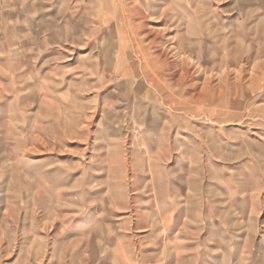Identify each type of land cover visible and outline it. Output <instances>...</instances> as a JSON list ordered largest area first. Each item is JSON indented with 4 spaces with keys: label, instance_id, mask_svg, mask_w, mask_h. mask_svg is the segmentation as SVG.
<instances>
[{
    "label": "rangeland",
    "instance_id": "obj_1",
    "mask_svg": "<svg viewBox=\"0 0 264 264\" xmlns=\"http://www.w3.org/2000/svg\"><path fill=\"white\" fill-rule=\"evenodd\" d=\"M222 238L264 263V0H0V264Z\"/></svg>",
    "mask_w": 264,
    "mask_h": 264
},
{
    "label": "crops",
    "instance_id": "obj_2",
    "mask_svg": "<svg viewBox=\"0 0 264 264\" xmlns=\"http://www.w3.org/2000/svg\"><path fill=\"white\" fill-rule=\"evenodd\" d=\"M223 210L224 211H221L220 209H216V211L212 213L210 209H208V212L205 213L204 216H208V218H210L212 222L215 221V223H217L218 225L219 223L224 224L225 217L229 220H237V219L241 220L244 218L241 216H246V214L244 213L240 216L234 212L227 211L226 209H223ZM197 216H203V215L199 214ZM247 216H253V215H247ZM153 217L154 216H145L142 222L145 223L146 225L147 223L151 221ZM159 219H161V221L165 225L164 231L166 232V236L168 238H170V236H173V233H172L173 229L170 223L173 219L172 215L169 214L165 217H160ZM217 228L218 227H216L215 229V234H217L218 236L220 232L223 233L224 230L223 229L221 230L219 228L217 229ZM222 233L220 235L224 237ZM222 239H223L222 241H219L220 243L217 242L215 245H211L209 250H205L203 254H206V256L203 254L201 256H193L191 254V250L189 247L178 246L173 242V239L172 240L169 239L170 245L167 246L168 248L167 252L169 253V255L167 256V260L164 262V264H240L239 261L232 260L234 258V255L225 246L224 238ZM158 247L159 246H157L156 249H151L150 251L153 253L158 252V254H161L163 251H161L160 248ZM116 253H118L119 258L121 259L122 262H125V263L127 262L128 259L127 257H125L122 247L117 249ZM159 256L160 255H157V257ZM228 256L230 259L225 260L224 258H228ZM154 257L157 258L156 255L155 256L153 255L152 256L153 260H154ZM242 264H260V263L248 261L247 263L243 262Z\"/></svg>",
    "mask_w": 264,
    "mask_h": 264
}]
</instances>
